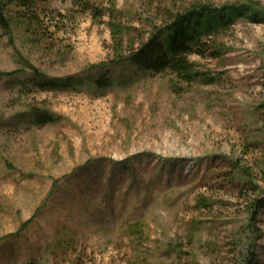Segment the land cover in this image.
Listing matches in <instances>:
<instances>
[{
	"label": "rangeland",
	"instance_id": "obj_1",
	"mask_svg": "<svg viewBox=\"0 0 264 264\" xmlns=\"http://www.w3.org/2000/svg\"><path fill=\"white\" fill-rule=\"evenodd\" d=\"M197 1L259 12L203 24L212 85L114 62L172 0H4L0 264H264V0Z\"/></svg>",
	"mask_w": 264,
	"mask_h": 264
},
{
	"label": "trees",
	"instance_id": "obj_2",
	"mask_svg": "<svg viewBox=\"0 0 264 264\" xmlns=\"http://www.w3.org/2000/svg\"><path fill=\"white\" fill-rule=\"evenodd\" d=\"M15 1L19 9L30 11L35 8L37 3L48 0ZM180 2L181 5L177 6ZM172 3L171 8L163 11V26L157 28L147 42L142 43L140 48L136 49L135 44L131 45V52L129 51L128 56L123 50L125 29L121 25H112V35L115 42L114 51L117 54L114 62L118 64L128 60L140 70L154 74L167 73L179 83L188 86L214 84L215 79L199 71L196 64L190 60L192 56L203 59L206 56L219 58L222 55L223 49L220 46L209 45L207 42L200 43L201 36L208 34L211 30L210 25L206 27L203 24L212 20L217 23L218 28L224 22L229 23L236 18L248 17L253 19L259 12L248 4L217 10L212 4L197 0L188 3L172 0ZM0 26L3 28L10 27L4 0H0ZM38 84L44 90H60L68 87L63 80ZM32 116L38 126L54 122L46 113L39 111H33Z\"/></svg>",
	"mask_w": 264,
	"mask_h": 264
}]
</instances>
